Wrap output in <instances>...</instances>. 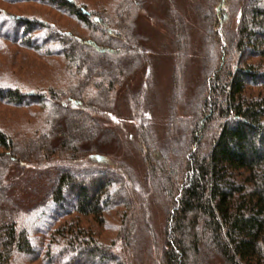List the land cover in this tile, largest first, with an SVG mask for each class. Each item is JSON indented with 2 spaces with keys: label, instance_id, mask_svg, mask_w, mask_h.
Segmentation results:
<instances>
[{
  "label": "trees",
  "instance_id": "1",
  "mask_svg": "<svg viewBox=\"0 0 264 264\" xmlns=\"http://www.w3.org/2000/svg\"><path fill=\"white\" fill-rule=\"evenodd\" d=\"M152 3L0 0V264H264V0Z\"/></svg>",
  "mask_w": 264,
  "mask_h": 264
},
{
  "label": "rangeland",
  "instance_id": "2",
  "mask_svg": "<svg viewBox=\"0 0 264 264\" xmlns=\"http://www.w3.org/2000/svg\"><path fill=\"white\" fill-rule=\"evenodd\" d=\"M168 1L169 0H152V11L159 17L165 18L168 13ZM194 1L199 0H174L177 8L185 15L187 21L191 26V32L189 33L191 35L192 43L194 49L199 52L202 45V29L200 28L197 17L193 11ZM52 12L57 13L55 11ZM138 26L139 29L147 37V44L156 53L154 74L156 80L157 99L154 106V114L158 116L157 120H159V122H163L168 114L169 101L172 95V79L174 68V52L172 48L173 45L171 42L170 34L163 25L156 23L155 21H152L146 17H142L138 22ZM197 69V58L195 57L192 61V66H190L188 69V73L186 72L187 74L184 75L183 83L185 84V86V82H187V84L189 82L191 86L192 80H194L195 76H197V74L199 73V70ZM123 108V110L127 113L129 109L126 108L125 105H123ZM158 128L161 130L162 125H158ZM129 159L135 169L138 170L142 168L141 162L138 157L130 155ZM27 183L30 184L29 186L31 188H39L41 180L37 181V179H34L33 181L30 180ZM26 192L27 191H22V194ZM23 195L28 196L25 194ZM155 222L157 223L158 227H160L163 223V214L161 213L160 209H156L155 211Z\"/></svg>",
  "mask_w": 264,
  "mask_h": 264
}]
</instances>
